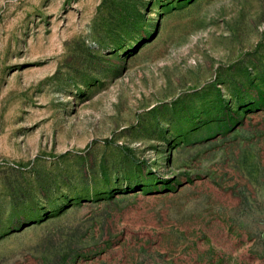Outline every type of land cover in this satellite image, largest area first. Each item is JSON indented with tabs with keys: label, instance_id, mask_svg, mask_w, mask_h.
Returning a JSON list of instances; mask_svg holds the SVG:
<instances>
[{
	"label": "rangeland",
	"instance_id": "rangeland-1",
	"mask_svg": "<svg viewBox=\"0 0 264 264\" xmlns=\"http://www.w3.org/2000/svg\"><path fill=\"white\" fill-rule=\"evenodd\" d=\"M0 264H264V0H0Z\"/></svg>",
	"mask_w": 264,
	"mask_h": 264
}]
</instances>
